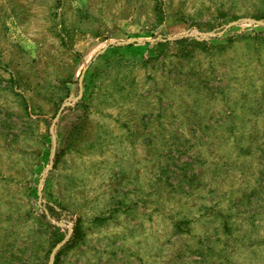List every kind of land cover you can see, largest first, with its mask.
Returning a JSON list of instances; mask_svg holds the SVG:
<instances>
[{
  "label": "rangeland",
  "instance_id": "374dc122",
  "mask_svg": "<svg viewBox=\"0 0 264 264\" xmlns=\"http://www.w3.org/2000/svg\"><path fill=\"white\" fill-rule=\"evenodd\" d=\"M0 264H264V0H0Z\"/></svg>",
  "mask_w": 264,
  "mask_h": 264
}]
</instances>
